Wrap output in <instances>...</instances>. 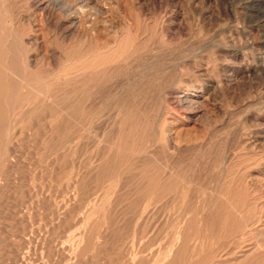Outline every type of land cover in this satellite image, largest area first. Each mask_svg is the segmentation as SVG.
<instances>
[{
  "label": "rangeland",
  "instance_id": "374dc122",
  "mask_svg": "<svg viewBox=\"0 0 264 264\" xmlns=\"http://www.w3.org/2000/svg\"><path fill=\"white\" fill-rule=\"evenodd\" d=\"M57 1L0 0V38L14 56L9 96L27 111L7 138L12 167L0 177L1 264L12 262L6 241H19L24 212L27 229L62 227L56 217L84 202L69 175L94 184L126 140L137 156L117 171L109 230L137 229L157 245L186 220L194 238L205 235L206 256L242 236L264 264V0ZM142 176L175 194L149 200ZM178 192L186 201L173 212Z\"/></svg>",
  "mask_w": 264,
  "mask_h": 264
},
{
  "label": "bare ground",
  "instance_id": "6f19581e",
  "mask_svg": "<svg viewBox=\"0 0 264 264\" xmlns=\"http://www.w3.org/2000/svg\"><path fill=\"white\" fill-rule=\"evenodd\" d=\"M59 4H60L59 1L54 0L55 6H58ZM67 11H68V9H67ZM7 24H9V23H7ZM8 31H9V29H8ZM7 39L5 38L4 40H1V38H0V131H2V132H0V177H2L5 170L12 167L11 161H9L8 158L12 154L13 149L9 148V146H8L9 142L7 141V138L9 137V135L11 136V133L15 132L14 131L16 129L15 127H16L17 123L19 122V120L21 119L22 115L27 113V111H25L22 108V106H24V104L20 105L21 103L24 102V100L23 101L20 100L17 102L15 100V102L17 104H19L18 102H21L19 104L21 107H19L17 104H15V105L12 104V102L10 100V98H11L9 96L10 91H8V89L10 87L8 86L9 81H8L7 73L13 72L12 69H14V66H13L14 56L11 55L13 49H12V45L10 44V42L7 41ZM13 82H15V81H13ZM17 82H18V80H17ZM15 85H16V82H15ZM15 85L13 83V86H15ZM17 86H19V85H17ZM21 87H24V86H22V84H21ZM28 88H30V87H28ZM14 89L16 90V86ZM33 94H31V95H33ZM23 95H24V93H23ZM13 96H14V94H13ZM24 96H26V95H24ZM14 97H13L14 99H18V98H16V96H14ZM26 98L31 101V99L28 98L27 96H26ZM35 98H36V96H35ZM19 99H21V98H19ZM24 99H25V97H24ZM27 99L25 101H27ZM28 103L30 104V102H28ZM28 114H29V111H28ZM55 116L53 115V117H55ZM55 124H56V121H55ZM48 129L50 130L51 128H48ZM54 129H55V127H54ZM52 131H53V129H52ZM57 136H58V134H57ZM118 136H117V138H118ZM61 138H63V137L61 136ZM61 138H59V139H61ZM65 140H63V141H65ZM134 140L135 139H133V142H134ZM113 143H115V142H113ZM121 143H122V147H119L118 145H116V146H114V148H112V150L110 152V156L108 158V161H111V166H109L107 164V162H108L107 160L100 164L102 172L99 174H96V175H98V178H97L98 180H96L94 184L92 183L93 180L92 181L89 180L91 182L90 184L83 182L82 178L80 177L83 174L82 175L78 174L80 172H78V173L74 172V173H71L69 175V176H71V178H70V180L67 179L68 183L70 184L71 188H73L76 195H79V193H81L80 196L82 197V199L81 200L79 199V200H80V202L82 200H84V202L80 203L76 206L77 210H75V212L76 211H78V212L75 215H70L69 213H68V215L64 214V215H67V217H68L67 222L65 221L66 217L64 215L60 216L61 215L60 214L59 216L56 217V223H54V225L55 224L60 225L59 221L61 220L62 224H63L62 227H60V228H58V226L56 228L50 227L49 228L50 230L45 229V230H43L44 232L43 231L40 232L39 229H37V230L35 229L36 228L35 227L36 222H35L34 229L36 231H33L32 229H27V228L23 227L24 225H27V226L29 225L28 224L29 223V219H28L29 217H27L25 212L22 214V218H21V216L19 217V218H21L19 220V222L22 225L20 233L18 232V237L20 239H19V241H16V239H13L10 235H8L9 237H7V241H6L7 242L6 243V246H7L6 251L7 252H4V253H7V255L10 251H12L14 253V256H11V257H13V258H11V260H12L11 264H45L47 262L44 260V258L47 260H51L52 264H239V263L248 261V259L250 260L251 258H252L251 262H254L253 259L256 262L262 260V259H258L255 257V251H256V248L258 247V245H256L255 248H254V245L253 246L247 245V244H249V243H247L248 240H247V242H245V244L246 243L247 244L243 245L244 242L242 240H244V239H242V236L233 238L228 242L226 241L227 243L224 244L223 246L220 244L221 248H219V249L216 247L219 250L218 254L217 255L215 254L216 256H212V257L206 256L207 255L206 252L209 248V246H208L209 243H208V241L207 242L205 241L206 240L204 238L205 235H203V236L201 235V237L195 236L196 238H194L192 233H191V226H190L189 222L186 220H181L180 224L178 222V226L173 228L172 234L174 233V235H175L174 239L170 238L167 241V239L169 237H168V235H166L168 238L166 239V237H165L164 241L158 243L157 245H154L153 243H148V241L146 240L147 237L145 236V233L143 231H140V230L138 231L137 229H132L131 231L125 232V233L120 232L119 230H116V229L115 230L114 229L109 230L108 224L111 223L110 218H109V210L113 209V208H111V206L113 205L112 200L116 199L114 196L117 194L116 188L120 182L118 175H117V173H118L117 171H120L121 173L120 172L119 173L123 174L122 167L127 163V161L128 162L130 161L131 157L134 156L133 154H137L135 149L127 147L129 145L127 140L124 142L121 141ZM131 144L133 146L135 143L134 144L131 143ZM54 151L58 154L59 151H63V148H55ZM74 151L75 150L73 149L70 152V154H71L70 157H72L73 159H75V156H76V154H74L75 153ZM139 153L140 152H138V154ZM136 156H134V158ZM58 157H60V156H58ZM134 158H133V160H134ZM63 160H65V159H62V161ZM13 168H14V166H13ZM69 168L71 169V167H69ZM93 168H96V167H93ZM77 170H76V172H77ZM53 171H55V170H53ZM124 171H126V170H124ZM56 175H58V174H56ZM35 177L37 178V176H35ZM155 178H156V176H155ZM39 179L40 178L38 177V180ZM53 179H54V176H53ZM53 179H52V181H53ZM38 180H37V182H38ZM140 181H141L140 182L141 184L138 187V191L141 192L143 195L145 193L148 194L150 196L149 200L150 199L158 200V196L160 197V199L162 197H165L168 195L170 197V193H172L170 190L171 188L169 189L168 187L162 188V187L157 186L156 183H154L155 182L154 178H151L148 176H142ZM48 183H47V185H48ZM58 183H59V181H58ZM60 183H62V181H60ZM33 184H35V183H33ZM52 184H53V182H52ZM2 185L3 184H1V179H0V196L4 190ZM57 185L58 184H56V186ZM49 186H51V185H49ZM52 187H54V186H52ZM58 188H59V185H58ZM52 189H54V188H52ZM59 190H60V188H59ZM68 190H69V188H68ZM53 191H55V190H53ZM172 191H174V190H172ZM65 192H66V190H65ZM23 193H24V191H23ZM61 193H62V191H61ZM70 194L71 193H69V195ZM72 194H74V193H72ZM72 194L70 195V197L72 196ZM172 194H175V193H172ZM51 195H52V193H51ZM63 195L64 194H62V198H63ZM64 196H66V198H64V199H66V201H64V200H62V201L67 202L68 197H67V195H64ZM156 197H157V199H156ZM185 197L186 196H184L183 193L178 192L176 194V196H175L176 199L174 198L176 200V203L170 204V208L173 209V212H174V210L176 212H180V210H181L180 208L183 205H185V201H186ZM57 198H58V193H57ZM60 198H61V196H60ZM60 198H59V200H60ZM140 198H141V196H140ZM72 199H74V198H72ZM69 201H72V200H69ZM173 202H175V201H173ZM55 203H53V204H55ZM68 203H66V204H68ZM114 203H115V201H114ZM40 205H39V207H40ZM45 206L43 205L44 208H45ZM44 208H42V209H44ZM58 208L59 209H57V210L59 211L60 207H58ZM34 209H36V208H34ZM42 209H40V210H42ZM61 210H60V213H61ZM45 211L46 210H44V212ZM64 211H66V210H64ZM68 212H69V210H68ZM35 213H36V211H35ZM38 213H36V214L39 215ZM41 214H43V213H41ZM54 214H56V212ZM44 215H46V214H44ZM30 216H32V215H30ZM40 216H42V215H40ZM221 216H222V213H221ZM33 217H34L33 219H35V215ZM37 217H39V216H37ZM185 217H186V215H185ZM39 220H41V219H39ZM189 220H190V217H189ZM221 220H222V218H221ZM36 221H38V219H36ZM233 221H234V219H233ZM235 221L237 222V220H235ZM231 222H232V219H231ZM231 222L229 221V223H231ZM236 222H235V224H236ZM238 224L240 225V223H238ZM15 225H17V222ZM42 225H44V224H42ZM38 226H39V224H38ZM51 226H52V224H51ZM248 226L246 229L245 228L244 229L245 230L249 229ZM41 227L42 226H40V228ZM234 227H236V226H234ZM237 227H238V225H237ZM15 229H17V228H15ZM26 230H27V233H25ZM194 230H196V229H194ZM226 230H228V229H226ZM232 230H230V231H232ZM169 231L170 230H168V232ZM196 231H198V230H196ZM234 231H233V234L235 233ZM212 232H213V230H212ZM151 234H152V232H151ZM240 235H241V233H240ZM250 235L252 236L253 234L251 233ZM243 236H244V234H243ZM245 237H247V236H245ZM145 240L147 241V243ZM226 240H228V239H226ZM0 241H1V239H0ZM220 245L218 247H220ZM259 248H260V246H259ZM217 249H215L216 252H217ZM1 250H2V248H1ZM12 252H11V254H12ZM0 254H1V252H0ZM259 254H260V252H259ZM263 254H264V252H263ZM3 256H5V254H2V257ZM258 256L260 258V255H257V257ZM3 259L4 258H2V260ZM1 261H0V264H1ZM260 262H262V261H260ZM2 263H4V261ZM257 263H259V262H257Z\"/></svg>",
  "mask_w": 264,
  "mask_h": 264
}]
</instances>
